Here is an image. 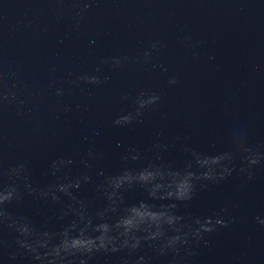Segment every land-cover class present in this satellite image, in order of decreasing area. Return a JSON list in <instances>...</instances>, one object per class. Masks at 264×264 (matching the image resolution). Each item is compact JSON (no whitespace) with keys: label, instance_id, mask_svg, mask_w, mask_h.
<instances>
[{"label":"water","instance_id":"water-1","mask_svg":"<svg viewBox=\"0 0 264 264\" xmlns=\"http://www.w3.org/2000/svg\"><path fill=\"white\" fill-rule=\"evenodd\" d=\"M58 6L57 0H0V62L13 64L26 101L22 115L14 106L0 110L4 168L29 161L32 181L45 186L55 181L48 174L52 159H78L92 147L105 154L99 167L115 174L128 147L182 168L191 158L185 146L216 155L231 150L237 133L250 145L264 143V0H95L78 29L70 14L56 15ZM153 41H159L157 51L150 49ZM145 51L151 52L148 63ZM123 56L131 60L120 68L102 63ZM97 68L106 83L76 82ZM172 77L177 84L168 83ZM56 88L65 94L56 96ZM141 91L155 92L160 103L145 111L142 123L114 126L117 115L135 108ZM66 105L71 111H63ZM157 141L167 151L153 147ZM67 171L78 176L83 169L74 164ZM76 194L92 202V212L104 206L92 184ZM146 199L141 189L125 193L128 204ZM224 207L230 216L221 215L235 222L208 236L209 245L195 247L185 264H264V225L257 220L264 219V167L255 169L252 181L233 173L198 189L179 213L189 219ZM10 210L40 230L68 223L58 218L57 205L33 197ZM121 255H99L91 264H121ZM168 259L154 257L152 264ZM0 264L13 262L4 254Z\"/></svg>","mask_w":264,"mask_h":264},{"label":"clouds","instance_id":"clouds-1","mask_svg":"<svg viewBox=\"0 0 264 264\" xmlns=\"http://www.w3.org/2000/svg\"><path fill=\"white\" fill-rule=\"evenodd\" d=\"M56 15L70 14L78 29L93 8L95 0H57ZM185 40L190 44L191 37ZM159 41H153L151 51H157ZM148 63L151 52L143 53ZM129 56L112 57L102 63L120 68L130 61ZM100 69L76 77V82L88 85L106 83L107 76H100ZM169 84L178 80L172 77ZM21 83L11 62H0V110L15 107L17 115L24 114L26 101L19 95ZM62 88L55 89L56 96H63ZM127 100L128 97H122ZM155 92H139L133 103L135 108L123 112L112 121L116 127H130L143 122L145 111L160 103ZM64 112L71 111L66 105ZM159 135V134H158ZM153 147L167 151V145L157 141ZM184 152L191 157L182 168L165 162L163 155L155 160L143 157L140 150L128 147L121 160L124 167L115 174H105L99 164L105 154L94 147L78 159L57 157L49 162L48 174L55 177L45 186L31 179V164L24 161L11 167L0 165V256L7 254L13 264H91L99 256L121 255V264H152L154 257L169 258L167 264H185L187 257L195 255L194 248L201 243L208 246L207 239L218 228H227L235 222L227 207L219 213L186 219L179 213V205L191 201L198 189L222 181L238 173L247 181L255 179V169L264 167V143L250 145L239 133L234 136L231 150L216 155L199 153L188 146ZM143 159L142 166L132 165ZM82 167L78 176L68 174L69 166ZM94 176L102 177L96 182ZM92 184L103 199L104 206L91 211L92 202L81 199L76 193L82 185ZM141 189L146 200L134 204L125 201V193ZM25 196L58 206V218L68 220L58 231L40 230L28 216L15 215L10 206L19 204ZM159 201L158 205L153 202ZM136 209L138 211H133ZM224 214V215H221ZM264 225V219L257 217ZM8 235L13 239L9 240ZM151 249L147 255L144 249Z\"/></svg>","mask_w":264,"mask_h":264}]
</instances>
